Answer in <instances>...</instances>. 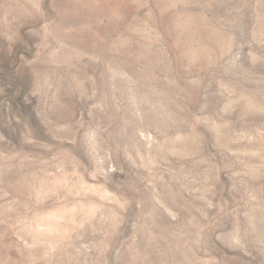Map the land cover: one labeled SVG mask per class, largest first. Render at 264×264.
I'll return each mask as SVG.
<instances>
[{
    "label": "rangeland",
    "instance_id": "374dc122",
    "mask_svg": "<svg viewBox=\"0 0 264 264\" xmlns=\"http://www.w3.org/2000/svg\"><path fill=\"white\" fill-rule=\"evenodd\" d=\"M0 264H264V0H0Z\"/></svg>",
    "mask_w": 264,
    "mask_h": 264
}]
</instances>
